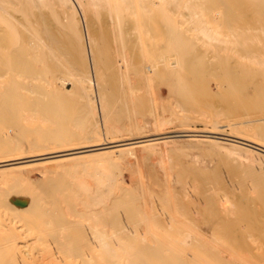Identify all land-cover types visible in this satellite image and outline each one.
<instances>
[{
  "label": "bare ground",
  "instance_id": "6f19581e",
  "mask_svg": "<svg viewBox=\"0 0 264 264\" xmlns=\"http://www.w3.org/2000/svg\"><path fill=\"white\" fill-rule=\"evenodd\" d=\"M218 2L224 8L219 5L218 8H216V6L214 8V4L217 5ZM235 3L239 5L243 4L244 7L240 6L239 8H235ZM211 5L216 10L219 8L221 9V11L218 10L219 14L222 16L230 15V18L226 16V19L219 15L222 17L220 18L216 10L209 8ZM43 9L45 11H43ZM211 12H216L214 14H217L218 17L214 19L212 15H209ZM153 13L159 17L158 21L160 22L158 23V28H162L165 32L164 39L167 45V55L174 52L175 54L187 56L185 57L187 61L181 59L183 65L185 66L184 63L188 62L193 64V68L202 71L204 68L206 70L209 69L208 65L210 63L208 65L205 63L208 62L207 59L203 60L205 61L203 63V61L200 60L202 58L197 59L194 53H198L199 51H197V49L200 50V48L204 53L207 51L211 52V49L213 50V47H215L218 52L226 55L223 59L224 55L222 54V59L224 60L223 66L221 64L222 59L218 58V64L221 60L220 64L223 69L220 64V67L216 64L213 65L216 66L217 70L221 68V71H223L227 69V65L231 66L237 63L234 64L235 66L233 65L234 67H231L232 70H230L228 66L227 71H229V75L227 73V76L229 77L227 78H230V74H232L237 80L236 76L239 75V82H235L237 86L239 85V88L242 87L243 89L239 90H242L243 93H247L250 98L255 99L253 100L255 101L253 107L256 110L259 109L260 104L258 105L256 100H259V98L264 95V0H0V174L4 173L10 176L9 179L0 180V191H5L4 196H8H6L8 198L7 200L5 197L3 203L0 201V206L9 211L13 218L22 219V214L20 213L25 211L23 217L29 225L31 224L34 227L35 233L37 234L34 232L33 234L36 235V239L40 242L36 247V252L30 254V262L25 261L26 258L24 257L26 255L19 252L20 248L18 246L20 243H18V240L21 239L20 229L15 226L13 221L10 222L8 226H5V239L3 244L0 245V264H106L108 263V258L111 262H109V264H140L143 258H146L145 261H148L149 258L147 259L146 256L150 248L148 246L146 247V245L144 246V244L140 243L141 245L139 244V247H136L138 249L132 247L133 245L130 246L133 248L131 250L132 252L134 248L139 250V248L144 246L143 249L138 251L141 253L142 257L139 256V253L136 254L134 252L136 255L134 253L131 254L128 249L130 248L128 244L126 246V249H128L127 252H124L123 248L122 250L124 253H119L118 250L121 242L124 241V243H126L129 239H131V242L132 239H134L132 237L135 235L133 231L129 232L130 228L126 231L128 227L125 228V226H123L124 222L122 223V220L120 221L122 217L120 209L122 207L125 206L127 207L126 209H128V205L129 207H133L128 210L132 209L134 212L131 213L134 214V216H136V214L138 217L140 216V222L147 227H153L159 223V221L157 223L153 222L156 219L154 218L155 211L152 201L154 196L159 195V191L156 192V189L152 190L150 188L147 178L148 174L141 172L139 169L140 165L144 166V162L147 161V166L150 165L149 162H151L153 166H158L159 172L161 173L156 177V187L161 186L160 188H163L162 190L164 193L160 198L166 209L175 211L177 214L182 210L193 211L192 208L194 207L186 202L188 194L187 190H185L187 186L185 174L180 170L174 171L172 166L170 169L164 168L163 163L165 156L160 153L159 147L162 146L165 149L170 144L175 145L183 142L172 141L175 139H192L184 142L188 144L206 143L217 145L223 149L225 148V150H228L232 154H239L242 162L246 163L250 169L253 162L264 159V143L262 142L264 138V116H257L259 114L252 117L251 120L233 122L227 125H220L219 123L221 122L216 119L217 117L215 114L214 118L211 117L212 119L205 124V128H210L211 130L208 131L204 129L203 131L197 132L198 135L187 128L184 130L183 127L181 129L177 128L170 133H153L155 126L162 127L166 124L171 125L173 122L175 123V121L183 125L185 122H188L185 116H177L176 119L173 116V119L164 117L162 114L163 108L160 109L161 112H159L161 115L157 112L158 116L153 118L154 116L152 115L154 114L152 113L154 112L151 111L152 118L150 120H145L144 125L141 123V125L134 124L131 126L132 129H126L123 126L125 122L117 120L110 123L107 121V109L111 111L114 110L117 101L118 104L120 101H123V107H125L124 109L126 110L127 104L129 103L128 101L131 102L135 91L141 90L143 94L147 97L149 96L147 94V89H149L147 88V84L151 82L150 80L152 77L154 81V75L157 73L158 64L161 62L160 58L152 63L146 59L148 48L146 47L145 36L147 33L145 26L147 27L149 22L148 24L146 23L147 25L144 24V22L146 19L149 20L148 18L150 17V20H153ZM243 14L255 16L253 18L254 26H245L247 27L245 29L244 27L238 28V26H240L238 25L239 21H235L234 18L236 19ZM209 16L214 20H210L211 18ZM242 17L244 19L246 15ZM208 18L210 19L208 20ZM224 20H226L227 23L223 22ZM154 21H156V18L153 20V24L151 23L152 25H148V27L150 26L149 28L154 29L152 26L157 25L154 24ZM93 25L98 28H93ZM149 28H147V30ZM160 28L158 30H162ZM92 30L97 32L94 34ZM156 32L158 33V31ZM136 50L139 54L136 53L137 55L134 56V51ZM242 50L245 51L244 55L241 54L242 52H239ZM128 51H131V55L134 52L133 56L136 59L138 56L141 57V61L138 58L137 61L139 60L140 62L134 64L133 61L134 65L131 64L134 58L128 54ZM208 54L210 53L207 52V55H205L208 56ZM214 54H216V52ZM153 56L155 55L153 54ZM129 57H131V62ZM112 58L114 61H112ZM209 58L213 61L214 56ZM161 59L163 58L161 57ZM231 60L235 62L230 65L227 62H231ZM168 65L174 68L176 65H179V63L174 60L169 62ZM183 65L181 66L182 68H184ZM224 65H226L225 68ZM214 68L212 66V69ZM216 68L214 70H216ZM194 71L195 69L193 73ZM215 72L213 71L214 75L217 76ZM220 72L219 75L222 76L223 73L221 72L222 74H220ZM106 73L118 76L119 90L123 93L121 94L123 95L122 98H119L121 96H115L112 94L114 92L111 93L110 90L105 88L107 81L106 78L104 80V76ZM128 73H131V76H137V84L131 83V79L127 77ZM28 75L31 80L33 79V81L36 82L35 84H32V82H28L29 84L26 83ZM107 75L109 76V74ZM196 75L198 74L196 73ZM232 76L231 78H233ZM180 82L183 83L184 81L180 80ZM197 82H199V80H197ZM178 83L179 80H177V86L179 85ZM173 87L175 88V85ZM236 87L231 89L235 97H237L236 99H239L237 100L239 103V101L242 102L241 100L243 99L239 98L240 92L238 88L236 90ZM69 88H75L74 93L71 94L70 97H73L77 110L74 107V111H71V113L69 112L71 117L72 115L76 117V119H73L75 122L74 131L60 128V130L55 133L54 130L50 131V129H47V131H50H48V133L51 134L52 132V134L49 135L45 129H36L35 132H45V134L43 133L44 136L39 138V135H34L35 133L33 130L35 128H32L33 135L35 137L38 136V138L35 139L34 136L33 138L30 137L32 139L27 136H25V138L22 135V128H24L22 127L23 120L34 117L36 113L40 111H45L46 109L45 112L47 115H45V112H42L43 115L46 116L45 120L46 118L48 120L47 116L49 113L51 114L53 112L51 117L56 119L58 117L63 125L65 124L64 120L71 118L69 117L70 115L67 114L69 109L67 106L68 97L66 94L69 93ZM231 89L228 90L231 91ZM184 91L186 90L184 89ZM28 92L30 96L31 94H35L37 97L33 98V100L32 98L28 99ZM175 92L176 91H173V95ZM181 92L183 97L187 95L186 93L184 94L183 91ZM27 93L28 95H26ZM178 93H180V91L177 92V94ZM197 94L199 93L197 92ZM232 94L230 95L233 96ZM44 95L50 97L51 100L49 98L47 99L48 102H45L44 98H42ZM135 96L134 99L137 98ZM214 98L216 99V97ZM248 102L244 101L243 104L239 103L237 106L239 105L240 107L241 105H245V110L248 113L250 112V106L246 104ZM149 103L151 105V102ZM250 103H252V101H250ZM131 105L133 106L132 102ZM144 105L145 104H143V106ZM154 105L156 110L157 105L160 106L159 104L156 105V102ZM182 107L183 106L179 107L180 112L185 110ZM49 108L52 112H50L51 110L47 112ZM158 108H161V106ZM242 108L243 107H241V109ZM133 109L131 108L130 114H134ZM74 112L78 113L74 114ZM252 112L254 111L252 110ZM254 114L256 113H253L252 116H254ZM39 115L40 117H38ZM39 115L37 116L39 121L41 118L44 120L42 114L39 113ZM145 119H147V117ZM67 125L68 123L66 122V128ZM179 127H181V124ZM224 129L232 131L231 134H233L235 130L241 131L243 135L242 137L226 135ZM15 132H20V135H16ZM124 133H130L132 137H126ZM38 134L40 133L38 132ZM194 138H200L201 140H195ZM229 138H235L236 140H230ZM205 156L206 155H199L197 153H187L183 155L175 153L173 156H167V159L169 162H173L174 158H176L175 160L181 158L196 166L200 165L199 170L203 172V170L206 169L205 160L207 158H205ZM123 165L136 169L134 171L136 173V180L133 185L134 193H129L132 195L130 196L133 197V199L129 196L132 200L127 202L122 200V198L119 197L120 195L118 196V189L120 190L121 188V180L116 170H120V166ZM48 168H54V170L63 168L67 170H65L66 172H69L68 174H82V177L77 178L79 180L75 178L78 187L73 185L74 187L71 186L69 189V184L66 183V191H59L60 193H58V196L57 192H55L56 196H52L50 195L51 188H49V186L47 191L42 193L45 195L50 192L48 194V199H51V201L49 200L50 205L43 206L41 205L42 202L40 203L37 200L38 198L36 196L34 197L33 190L35 192L38 188L34 185L35 188H32V190L30 189L31 191L29 188V191L26 190L28 194L30 192L33 193H31L33 196H30V202L26 204V206L19 204L17 199L18 197L20 199L23 193L20 192L21 196L18 195L17 198H15V196H17L16 193L19 192L18 190H24L23 187L22 190L20 187L23 184L27 186L30 184V186H33L32 183L28 184L29 178L26 175L31 171H35L39 174V172L46 171ZM251 174L252 172H248L242 174L241 177L239 176V180L237 181L238 186L235 187V189L246 190L245 181L247 179H252ZM36 180L37 183L40 181V179L38 181V178H36ZM52 183L54 184V182ZM63 184L65 185L64 182ZM56 185L55 183L54 187ZM251 185V189L254 190L246 193V195L244 194L245 196L242 199L243 203L241 202L244 207L248 200L253 203L254 201H261L262 199L264 201L263 195L261 196L260 192L256 191V188H258L256 183L253 182ZM127 190L128 189L125 191L127 192ZM258 190L260 189L258 188ZM12 191L16 192L15 196ZM42 191L45 190L42 189ZM121 191H124V189L122 190L121 188ZM35 194L37 193L35 192ZM122 196L124 195H121V197ZM23 197L26 198L25 192ZM205 199L207 201V211H216L213 200L208 196H206ZM62 200L63 202L65 201V203L67 202L69 207H71L70 209L67 208L70 210V214L68 213V215H72L73 217L74 214L75 217L76 214L80 218L85 216L86 219L83 218L80 220L85 219L86 221L93 219L95 222L91 220L93 226L91 224H87L86 226L83 224L80 225V228L85 226L84 229H76L74 225L65 224L64 220L60 221L58 215L62 213L60 212L62 209H55L60 207L59 204ZM128 202H131V205L130 203L128 204ZM67 204L63 207H67ZM195 209L196 206L194 207V210ZM245 209L247 211V208ZM66 210L65 212H68ZM46 212L49 214H46ZM58 212H60V214ZM100 212H102V215L106 213L107 216H111V219L107 217V224L110 222L108 225L97 223L100 219L98 216ZM120 214L121 216L119 219L118 217ZM207 214L209 213L207 212ZM81 215L83 216L81 217ZM247 216L251 217V215ZM95 219L98 220L95 221ZM118 219L120 222L116 223ZM214 219L215 218L211 220L212 223L215 222ZM250 219H248L249 222H251ZM236 220H238V223H242L239 219ZM245 223L247 222L244 221L242 224ZM257 228H259V226ZM260 229L262 228L260 227ZM261 235L259 236L262 237V243L264 245V233ZM43 238H47V240L44 241L42 240ZM155 239L157 240V238ZM190 239V237L184 234L182 239L175 242L176 246L185 250V245L190 242ZM48 241L53 242V250L48 248L46 244ZM130 242L127 243L131 244ZM123 246H125V244ZM172 249L174 248L172 247ZM137 255L141 259H138ZM184 256L187 257V254L184 253ZM143 261L142 264L145 263Z\"/></svg>",
  "mask_w": 264,
  "mask_h": 264
},
{
  "label": "rangeland",
  "instance_id": "374dc122",
  "mask_svg": "<svg viewBox=\"0 0 264 264\" xmlns=\"http://www.w3.org/2000/svg\"><path fill=\"white\" fill-rule=\"evenodd\" d=\"M218 5L222 6L218 2L217 5L214 4V8H215V6H216V8H218L219 7ZM240 6L244 7L243 4L239 5V4L235 3V5H234L235 8H239ZM209 8L216 10L213 8L212 5ZM44 9H46V8H44ZM44 9H43V11H45ZM154 9H156V8H154ZM218 10L221 11V9L219 8L216 10L218 12V16H219L221 14H219ZM154 13H156V12H154ZM214 13H216V12H211L209 15H212L214 17V19H216L218 16H217V14H214ZM245 15H246V17H244V19L246 22L244 21V19L242 17ZM153 16H154V17H152L153 20L156 18V21H157V22L154 21V24H157V25L152 26V28H154L155 30L149 28L150 26L148 27L149 24H151V23L153 24V20L152 19L150 20V18H151L150 16H149L150 18L147 17L149 20L146 19L147 22L146 21L144 22V24H146V23L148 24V22H149L148 25L146 24L147 27L144 25L146 33L148 34V35L146 34V36H145L146 37V47L148 48L146 59H147V61L152 63L156 59L160 58L161 62L158 64L157 73L154 75V81H153V77H152V79L150 80L151 84L150 83H148L149 85L147 84V86H148L147 88H149V89H147V94L149 96L147 97L145 94H143V92L141 90L135 91L134 96L136 95L135 97H137V98L134 99V96L132 97L131 102H132L133 106L131 105V102L128 101L129 103L127 104L126 110L124 109L125 107H123V101L122 102L120 101L119 104L117 101L115 104L114 110L111 111L110 109H107V111H108L107 117H106L107 121H109L110 123H112L113 121H117V120L121 121V122H125L123 126L126 129H132L131 126H133L134 124L139 125L141 123L144 125L145 120H150L152 118V116H154L153 118H155V116H158L157 112L158 113L161 112L160 109L163 108L162 114L164 115V117L171 118V119H173V117H175V119H176L177 116H180V117L185 116L188 119V122H185L183 125L182 123L175 121V123L173 122L171 125L166 124L162 127L160 126L161 128L155 126V129H153L154 130L153 133H156V132L170 133V132H173L177 128L181 129L183 127L184 130H185V128H187L191 132H195L194 134L198 135L197 132L203 131L204 129H207L208 131L211 130L210 128H205V124L208 123L209 120L214 118L215 114L217 117V118L216 117L215 118L219 122H221V123H219L220 125L221 124L227 125V124L233 123V122L251 120L252 117H255L257 114H259L257 116H261V117L264 116V95H263V97L259 98L260 101L256 100L258 105L260 104L259 109H257V110L254 109L253 103L255 101H253V100H255V99L250 98L247 93H243L242 87L239 88V85L237 86V83H235V82H239L238 81L239 75L235 74L238 76V77L236 76L237 80L233 77L234 75L232 76V74H230V75L233 78H231V76H230L231 79L227 78V77H229V76H227V73L229 75V71H227L229 65H227V69L221 71L223 69L222 66L224 64L223 59L225 58L226 54L218 52L217 49L215 47H213V50L214 49H216V50H214V52L212 49H211V52L207 51L211 55L208 54V56H206L207 52L204 53V51H201V48H200V50L197 49V51H199V52L196 54L194 53L195 57L197 59L202 58V59H200L201 61L207 59L208 62L203 61V63L205 62V63H207V65L210 63L208 65V68L210 69V73H209V69L206 70L204 68L202 71H198L196 68H193V64L185 62V61H187V60H185L186 59L185 57H187V56H184L182 54H175L174 52L172 54L167 55L166 54L168 52L167 51V45H166V41L164 39L165 38L164 37L165 32L160 27L159 28L162 30H158L159 29L158 23L160 22V21H158L159 17H157L156 14H154ZM226 16H222V17L226 18ZM229 16L230 15H228L227 17H229ZM242 16L237 17L239 20L237 18L236 19L234 18L235 21H239L238 25H240V26H238V28L244 27V29H245V28H247L245 26H248V27L254 26V23H253V20H254L253 18L255 17L254 15L243 14ZM209 17L211 18V16H209ZM222 17H220V18H222ZM210 18H208V20ZM214 19L211 18L210 20L213 21ZM240 20L244 23V26ZM150 21H152V22H150ZM223 22L227 23L226 20H224ZM236 24H237V22H236ZM95 25L98 26L97 24H95ZM96 26H94L93 28H98ZM155 26H157V27H155ZM160 26H161V24H160ZM147 28H149L148 30L150 32L147 30ZM92 31H94V34L97 32V31L95 32V30H92ZM156 31H158V33ZM98 32H99V30H98ZM22 33L24 34L23 30H22ZM151 33H152V35H151ZM149 37H150V39H149ZM150 48L152 49V51ZM206 50H208V49H206ZM197 51H195V52H197ZM134 52H135L134 56L137 55L136 53L139 54V52L137 50ZM134 52H133V54H134ZM201 52H202V54H201ZM215 52H216L217 56H216V54H214ZM239 52H242L241 54L244 55L245 51L242 50ZM128 54L130 56H133V54L131 55V51H128ZM148 54H150V55H148ZM153 54L155 56H153ZM200 54H201V56H200ZM222 54L224 55L223 59H222ZM194 55H193V59H194ZM134 56H133L134 60L132 59V62H131V57H129L131 64H133V61H134V64H137L138 62L141 61V57L138 56L140 61L139 60L137 61L138 58L136 59ZM212 56H214L213 61L210 60V58H209V57L212 58ZM151 57L154 59H152ZM161 57L163 59H161ZM218 58L222 59V63H221V60L219 61V64L220 63L222 64V66L220 64V66L222 68V69L220 68V70L219 69L217 70L216 66H214L216 64V65H218V67H220L218 64V60H219ZM181 59L185 60L184 61L185 66L183 65V61ZM187 59H189V58H187ZM174 60L178 61L179 65H176L174 68H171L168 65V63L172 62ZM234 60H231V62H227V63H229L231 65L235 62ZM112 61H114V59ZM234 64H237V63H234ZM182 65L184 68L181 67ZM211 65L213 66V68L215 67L216 70H214L215 68L212 69ZM233 65L229 66L230 70H232L231 67ZM225 67H226V65H224V68ZM194 69H195V71L193 73ZM213 71L214 72L216 71L215 74L217 76L214 75ZM217 71H219V72L221 71L223 73L222 74L220 72V74H222V76L219 75V72H217ZM180 72L182 73V75ZM186 72H188V73H186ZM196 73L198 75H196ZM107 74H109V76ZM113 75H115V74H113ZM113 75L111 73L105 74L104 80L106 78V81H107L105 88L110 90L111 93L114 92L112 94H114L115 96H117V97L121 96L119 98H122L123 95H121V94H123V93H121V91L119 90L118 76H116V75L113 76ZM177 76H178V78H177ZM192 76L193 77L195 76L194 77L195 79ZM204 76H205V78H204ZM29 77L30 76L28 75V78H26V83L32 82V84H35L36 82H34L33 79L31 80ZM127 77L129 79H131L130 80V81H132L131 83L137 84V82H138L137 76H133V75L131 76V73H128ZM196 77H198V78H196ZM185 78H186V80H185ZM233 79H234V81H233ZM177 80H179L178 86H177ZM180 80L184 81L185 83L180 82ZM197 80H199V82H197ZM195 82H196V86H195ZM169 83H170V85H169ZM186 83H189V84H186ZM227 83H230V84H227ZM239 84H241V83H239ZM174 85H175V88L173 87ZM235 87H236V90L238 88V91L240 92L239 98L243 99V100H241L242 102L239 101V103L243 104L244 101L248 102V100H249V102L246 104L248 106H250L249 107L250 112L247 113V111L245 110V105L244 106L241 105L240 107H239V105L237 106V104H239L237 102V100H239V99H236L237 97H235V95L231 89V88H235ZM172 88H174L175 90ZM184 89L186 91H184ZM228 89H231L232 92ZM239 89H242V90H239ZM157 90H158L159 94H158ZM198 90L199 91L201 90V91L199 92ZM236 90L234 89L235 93H236ZM35 91H34V93L36 94ZM74 91H75V88L74 89L69 88V91H68L69 93L66 94L68 97L67 106H68V109L70 110V111L68 110V112H67V114L70 115L69 117H71V114H70L71 111H74L73 108L75 107V109H76V106L74 104L75 102L73 101V97H70V95L73 94ZM173 91H176L174 93V95H173ZM179 91H180V93L177 94V92H179ZM181 91H183V93L184 94L186 93L187 95L186 96L184 95V97H183V94ZM227 91H228V93H227ZM238 91H237V94H238ZM170 92H172V93H170ZM188 92H190V93H188ZM197 92L199 94H197ZM28 93L26 95H28ZM35 94L34 95L31 94V96H30V93H29L28 99L32 98V100H33V98L37 97L36 96L37 94L36 95ZM209 94L212 96H210ZM230 94H232L233 96H231ZM202 97H204V98H202ZM214 97H216V99ZM42 98H44L45 102H48L47 99H49L50 97H48V96L46 97V95H44ZM222 98H223V100H222ZM50 100H51V98H50ZM250 101H252V103H250ZM149 102H151V105ZM155 102H156V105L159 104L161 106V108H158L160 106L157 105V110L159 109L158 111L156 110V107L154 105ZM225 103H226V105H225ZM134 104H135V108H134ZM143 104H145L144 105L145 108H144ZM181 106H183L182 108L185 109V110H183V112L179 111V109H180L179 107H181ZM241 107H243V108L241 109ZM45 108H46V105H45ZM127 108H128V110H127ZM131 108L132 109L134 108L133 109L134 114H130ZM176 108H177V110H176ZM239 109H241V110H239ZM48 110L50 111L51 109L50 108L47 109V112H48ZM252 110L254 112H252ZM45 111H46V109H45ZM45 111L39 112L44 117V120H45L46 116H44L42 112H45ZM151 111H153L154 113H152ZM50 112H52V110ZM39 113H36V115L34 117H31L28 120H23L22 127H24V128H22L23 129L22 135L24 137L27 136L29 138L30 137L33 138V136L34 135L36 136V134L39 135V138L43 137L44 136L43 133L45 134V132L43 131V133H41V131H36L37 132L36 133L35 132L36 129L37 130L45 129V131L47 133L49 131V130L47 131V129H50V131L54 130L55 133L58 132V130H60V128L66 129V130L68 129L69 131H74V129H75V127H74L75 122L73 120V119H76L75 115H72V117L70 119L64 120L65 124L63 125V124H61L58 117H57V119L51 117V114L53 112L51 114L49 113V115L47 116L48 120L46 118L45 121L42 120L43 118H41L39 121V118H38V117H40ZM75 113L77 114L78 112H74V114ZM135 113H136V115H135ZM151 113L154 115L151 116ZM253 113H256V114H254V116H252ZM45 115H47L46 112H45ZM159 115H161V113H159ZM220 115H222V116H220ZM247 115H248V117H247ZM36 117L38 120L36 119ZM146 117H147V119H145ZM66 122L68 123L67 128L65 127ZM130 122H133V123H130ZM134 122H136V123H134ZM180 124H181V127H179ZM32 128L33 129L35 128L33 130L35 133L34 135H33V132L31 130ZM149 130H152V129H149ZM224 130H225L226 135H231V136L236 135L238 137H242V135H243V133L241 131L235 130L234 133L231 134L232 131H229L228 129H224ZM38 132L41 135L38 134ZM15 133H16V135H20V132L19 133L15 132ZM48 134L51 135L52 132H51V134L50 133H48ZM124 134H126V137H128V138L132 137V136H130L131 135L130 133H128L129 135L127 133H124ZM250 134H252V133H250ZM32 138H30V139H32ZM37 138H38V136L35 137V139H37ZM224 138H226V137H224ZM194 139L195 140H201L200 138H194ZM229 139L233 140L235 138H233V139L229 138ZM187 140L190 141L192 139H183L182 138L181 140L180 139L172 140L174 142L175 141H183V142H180V144L178 143L175 145L170 144L166 147L167 149L166 148L164 149V147L161 146V147H159V151H160V153L163 154V156H165L164 163H163L165 169H170V167L172 166L174 171L180 170L185 174V176H186L185 178L187 181V186H186L185 190H187V194H188L186 197V202L190 203L194 207L196 206V209L194 210V207H193L192 208L193 211L192 210H182V211L178 212L177 214L175 213V211H172L170 209H166V207L164 206V204L160 198L161 196H163V193H164V191L162 190L163 188L161 189L160 188L161 186L156 187V182H157L156 177H157V175H160L161 172H159L160 170H159L158 166L151 165L152 164L151 162H149L150 165L147 166L148 162L145 161L144 166L140 165L139 169L141 170V172H145L146 174H148L147 178H148V184L150 185V188L152 190L156 189V192L159 191V193H158L159 195L154 196L152 198V201L154 204L153 205L154 211H155L154 218L156 219L153 222L157 223L159 221V223L156 226L147 227L143 223L140 222V219H141L140 216L138 217L137 214H136V216H134V214L131 213L134 211H132V209L128 210V209L133 208V207H131V206L129 207V205H128V209H126L127 207H125V206L122 207L124 210L122 208L120 209L121 211L119 210L120 213L122 214V217L120 219V216H121V214H120L118 218L120 219V221L122 220V223L124 222L123 223L124 225L122 223L121 224L123 226H125V228L128 227L127 230L126 229L125 230L128 231L130 228L129 232L133 231L135 233V235L132 237L134 239H132L131 242H130L131 239H129V241H127V242H130L131 244L127 243L126 240H125L126 243H124V241H123L119 244L120 247L119 246H118L119 248L117 247L119 250V253L120 252L122 253L123 250H124V252L125 251L127 252L129 249V252H131V254L134 252L137 254V253H139L138 251L140 249H143V247L146 245V247L148 246L150 248V249L147 248L149 250L147 253L148 255L147 256L143 255V254L142 255L146 256L147 259L149 258L148 261L147 260H146L147 262L145 261L146 258L141 259L139 257V256H141V253H139V256L137 255V258L141 259L142 261L144 260L143 262H145L146 264H151V261L153 259L154 260L152 261V264H264V245L262 243V237H261V236H263L261 234L264 233L263 232L264 231V201L262 199L261 201H258V202L254 201V203H253L250 200H248V201H246L247 204H245V207L243 204H241L242 199L244 198L246 193L250 192L251 190H254V189H251V187H252L251 184H253V182H255L257 187L261 190L260 191V190H258V188L254 187V188H256V191L260 192L261 196L263 195V198H264V159H262L260 161L253 162L252 166L250 165L251 166V169H250V168H248L249 166L246 163L242 162L241 156L239 154H236V153L232 154L228 150H225V148L223 149L222 147H219L217 145H211V144H206V143H194V144L189 143L188 144V143L184 142ZM214 141H217V140H214ZM262 142L264 143V138L262 139ZM243 143H246V142H243ZM246 145H248V144H246ZM247 149L250 150L249 148H247ZM175 153H177L179 155H183V154H187V153L188 154L189 153H193V154L197 153L199 155H206L207 156V157L205 156V158H207L205 160L206 161L205 162L206 169L203 170V172H202L199 170L200 165L196 166L192 163H188L187 161H184L181 158H178L177 160H175L176 158H174L173 162L172 161L169 162L167 159V156H173V155H175ZM209 155H210V157H209ZM116 169H119V168H116ZM65 170L66 169H63V168H60L57 170H54V168H48V169H46V171L39 172V174H37V172H35V171H31L27 175L25 174L29 178L28 184L32 183L33 186L32 185L30 186V184L28 186L26 184H23L27 187L22 185L20 188L22 190V187H23L24 190H22V191L18 190L19 194L16 193L15 191H12V192H14L13 193L14 196H15V193L17 195V196H15V198H17L18 195L21 196L20 192H22L23 195L25 192L26 198L23 197V195H22V197H20V199L18 197V199H17L18 203L21 205L23 204V206H26V204H28L30 202L29 201L30 196H33L32 194L34 193V197L36 196L38 198L37 200L40 203L42 202L41 205L49 206L51 199H48L49 198L48 194L50 192H51L50 195H52V196H54V195L56 196L55 192H57V196H58V193H60L62 190L66 191L67 184H69V189L73 185L75 187H78V184L76 182L79 179H77V178L82 177L81 176L82 174H75V175H73L71 173L68 174L69 172H66L67 170L66 171ZM135 170H136L135 168H131L129 166L127 167V165L120 166V170H116L117 171L116 173L119 175V177H120L119 179L121 180L120 187L122 188V190L124 189V191H121V188L119 187L120 190L118 189V196L120 195L119 197L122 198V200H124L126 202L133 199V197H131L132 195L129 193L130 192L132 193L134 191L133 185H134L135 180H136L135 179L136 173L134 172ZM54 171H56V172H54ZM248 172H252V174H251L252 179H247L245 181L246 190L245 189L236 190L237 188L235 189V187L238 186L237 181L239 180V176L241 177L242 174L248 173ZM0 175H2V176H0V180L10 178V176L8 174L5 175L4 173H2ZM24 178L28 179L27 177H24ZM36 178H38V181L40 179V181L38 183H37ZM75 178L77 179L76 182H75ZM33 180H35L36 182ZM52 182H54V184ZM63 182L65 183V185L63 184ZM55 183L57 185L54 187ZM34 185L36 187H38L35 191L37 194H35V192L33 190V193L30 192L29 193L30 195H29L26 190H28V188H29V190L30 189L32 190V188H35ZM48 187L51 188L50 192L48 191L49 193L44 195L43 193L47 191ZM157 188H159V189H157ZM42 189H44L45 191H42ZM126 189H128L127 192L125 191ZM12 192H11V194H12ZM53 193H55V194H53ZM4 194H5V191H0V201L2 203L4 202V199L7 196V195L4 196ZM13 194H12V196H13ZM121 195H124V196L121 197ZM129 196L132 199H130ZM206 196L210 197L213 200V203H215V206H216V211H214V212L207 211V209H206V202L207 201L205 199ZM7 197H6V200L8 199ZM9 199H11V198H9ZM26 199H27V201H26ZM131 202H128V204L130 203V205H131ZM65 204H67V202L65 203V201L63 202V200H62L61 203L59 204L60 207H57L58 209H55V210L62 209V211L60 210V212H62V213L60 214V212H58L60 215L57 214L60 221L64 220L65 224H69L71 226L74 225V227L76 229H81V228L84 229V227L87 224H89V225L91 224L93 226V224H92L93 219H91L92 221L90 220L91 222L86 221L85 216L82 217L83 215H81L82 218H80L76 214H75V217H77V218H75L74 214L72 212L71 213L73 214V217H72V215L71 216L68 215V213L70 214L69 209L71 207H69V204H67V207H63V206H65ZM240 205H242V206H240ZM65 208L66 209L69 208V209L66 210ZM245 208H247V211ZM65 210L68 212H65ZM24 212L20 213V214H22V219L21 218H13L12 214L9 211H7L6 209H4L0 206V245L3 244V241L5 239V235H6V234H4L6 231L5 226L6 225L8 226L10 224V222L13 221L15 226L20 229L19 231L21 233V236H20L21 239L18 240V243L20 242L18 245L20 248L19 252H21L23 255H26L24 257V258H26L25 261L30 262V260H31L30 254H33L34 252H36V247L38 246V244H40V242L36 239L35 234H37V233H35L34 227L31 224L29 225L28 222L26 221V219L23 217ZM207 212L209 214H207ZM47 213L48 212H46V214ZM210 213H211V215H210ZM105 214L106 213H103V215H102V212H100V214H98V216L100 217L99 221H97L98 219H95V221H97V223H100V224L108 225L110 222L107 224V217H109L111 219V216H107V214L106 215ZM246 214L251 215V217L247 216ZM104 215L106 216V218ZM209 215L211 216V219H210ZM213 215H214V217H213ZM78 217H79V219H78ZM83 218H85L84 219L85 222H84V220H80ZM172 218H174V219H172ZM213 218H215L214 219L215 222L213 221L214 223H212V221H211ZM119 219H118V222H116V223L120 222ZM165 219H167V220H165ZM236 219H239L240 222L242 221V223H244V221H246L247 223H245V224L238 223V220H236ZM248 219H250L251 222H249ZM87 220H89V219H87ZM235 220H236V222H235ZM67 221L70 223H72V222L73 223L70 224ZM78 222H80V223H78ZM83 224L85 226H82L80 228V225H83ZM205 224H207V225H205ZM258 226H259V228H257ZM260 227L262 229H260ZM114 228H115V226H114ZM33 232L35 234H33ZM157 233H159V234H157ZM184 234L191 238L190 242L186 243L185 250L179 246H176V243H175L179 239H182L184 237ZM258 234L261 236H259ZM32 235H34V236H32ZM152 235H153L154 239L157 238V240L156 239L154 240ZM162 235H163V237H162ZM90 236H91V233H90ZM47 238H43L42 240L45 241V240H47ZM168 239H170V240H168ZM140 243L144 244V246L142 245L143 246L142 248H139V250H136V249H138L136 247L137 246L139 247ZM46 244L48 245V248H50L52 250L54 249V245H52L53 244L52 241H50V242L48 241ZM122 244L123 245L125 244V246H123ZM127 244H128V247L133 245L132 247H135L136 249L134 248L133 252L131 251L133 249L132 247H130L131 249L128 247H127L128 249H126ZM172 247L176 251L174 249H172ZM122 248H123V250H122ZM183 251H185V252H183ZM184 253L187 254V257L184 256ZM150 255H152V256H150ZM182 257H184V258H182ZM186 258H187V260H186ZM141 260H139V261H141ZM142 261L140 264H142ZM107 262L108 263H106V264H109V262H110L109 258L107 259ZM25 263H27V262H25ZM136 264H139V263H136Z\"/></svg>",
  "mask_w": 264,
  "mask_h": 264
}]
</instances>
